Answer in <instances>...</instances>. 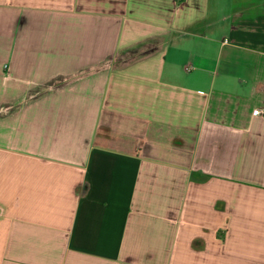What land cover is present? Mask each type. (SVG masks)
Listing matches in <instances>:
<instances>
[{"label":"crops","instance_id":"0c3cea01","mask_svg":"<svg viewBox=\"0 0 264 264\" xmlns=\"http://www.w3.org/2000/svg\"><path fill=\"white\" fill-rule=\"evenodd\" d=\"M0 264H264V0H0Z\"/></svg>","mask_w":264,"mask_h":264},{"label":"built area","instance_id":"2783aa9c","mask_svg":"<svg viewBox=\"0 0 264 264\" xmlns=\"http://www.w3.org/2000/svg\"><path fill=\"white\" fill-rule=\"evenodd\" d=\"M258 113H260L261 111H257Z\"/></svg>","mask_w":264,"mask_h":264}]
</instances>
